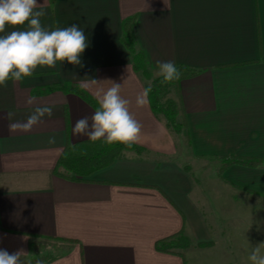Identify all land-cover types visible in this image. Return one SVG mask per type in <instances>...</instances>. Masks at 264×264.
<instances>
[{
	"label": "crops",
	"instance_id": "1",
	"mask_svg": "<svg viewBox=\"0 0 264 264\" xmlns=\"http://www.w3.org/2000/svg\"><path fill=\"white\" fill-rule=\"evenodd\" d=\"M37 2V10L45 12L42 26L77 24L89 46L80 65L38 67L32 77L0 87V249L23 250L22 264H229V255L234 264H249L251 248L264 243V0ZM133 16L138 48L153 77L158 61L198 71L182 81L173 99L179 121L189 126L190 146L151 104H135L151 80L134 70L121 42L123 22ZM12 30L22 29L6 27L0 35ZM112 82L121 84V95L142 125L135 144L144 151H123L88 177L59 176L67 146L90 141L73 135L75 122L90 119L95 109L57 88L72 84L96 100L97 90ZM43 106L53 108L50 117L30 131H9L11 122H24ZM186 148L194 158L221 164L209 176L207 212L199 180L177 158ZM232 154L260 158L263 166L223 171L218 158ZM185 229L222 259L205 263L157 250L159 241ZM219 236L229 242L225 249L216 244ZM47 251L52 258L35 257Z\"/></svg>",
	"mask_w": 264,
	"mask_h": 264
},
{
	"label": "clouds",
	"instance_id": "2",
	"mask_svg": "<svg viewBox=\"0 0 264 264\" xmlns=\"http://www.w3.org/2000/svg\"><path fill=\"white\" fill-rule=\"evenodd\" d=\"M37 0H0V34L6 27L13 29L6 35H0V87H7L9 81L22 82L34 75L38 67L54 68L57 62L67 61L74 66L81 64V55L88 45L85 31L77 24L68 27H57L49 30L42 26L41 17L45 12L38 8ZM26 25V27H25ZM157 75L162 77L161 83L179 81L182 72L171 61L157 62ZM97 81L92 79L91 83ZM87 88L86 83L81 84ZM152 83L140 92L135 99L138 108L150 104L149 94ZM97 107L94 114L80 118L74 124V136H86L90 141H102L107 145L119 143L132 148L138 142L142 125L130 111V101L121 95V84L112 82L107 90L99 89L95 93ZM33 103L30 98L27 101ZM53 114L51 106L37 107L24 122H11L9 131H30L40 123L42 118ZM13 112H8L11 121ZM50 143L55 138H50ZM264 243L251 248L248 255L249 264H264ZM23 250L9 253L0 249V264H22Z\"/></svg>",
	"mask_w": 264,
	"mask_h": 264
},
{
	"label": "trees",
	"instance_id": "3",
	"mask_svg": "<svg viewBox=\"0 0 264 264\" xmlns=\"http://www.w3.org/2000/svg\"><path fill=\"white\" fill-rule=\"evenodd\" d=\"M136 22L137 16L124 20L121 42L129 52L134 70L141 74L146 80H151L152 91L149 94V100L152 111L156 115L162 116L166 120L167 126L175 133L183 134L190 146L191 136L186 120L179 121L180 113L176 101L173 99L165 100V98L169 92V88L172 87L178 95V93H180V85L182 81L196 76L198 71L182 66L177 67L182 72L181 80L173 81L167 84L161 83L162 77H153L148 66L146 54L138 48L135 34ZM57 89L77 94L91 107H93V109H96L98 106L97 100H95L87 92L72 84H65ZM123 151H135L137 153H141L144 149L136 144H134L132 148H127L119 143L107 145L102 141H84L77 144H69L59 160L56 172L59 176L71 179L76 177H88L94 172L112 165L121 156ZM218 160L221 161L223 165V171L234 165L253 168L263 166V160L260 158H244L235 154L227 157H220ZM184 234L185 231L177 236L159 241L156 246L157 250L185 257L190 244ZM174 247H179L178 250L181 249L182 252H173Z\"/></svg>",
	"mask_w": 264,
	"mask_h": 264
},
{
	"label": "rangeland",
	"instance_id": "4",
	"mask_svg": "<svg viewBox=\"0 0 264 264\" xmlns=\"http://www.w3.org/2000/svg\"><path fill=\"white\" fill-rule=\"evenodd\" d=\"M176 92L174 90V88H169V92L166 95L165 100H170V99H176ZM184 154L183 155H179L178 161L181 162L185 167H187L186 169L190 172L193 173V175L196 177L195 179H197V181L199 180L200 183V189H201V201L202 198L204 201H202L200 204L203 208V210L205 212H207V207H208V203L206 201V188L208 186V180H209V176L215 174L217 172V170L221 167L220 162L218 161H214V160H210L207 158H194L193 156H191L189 150L186 148L184 150ZM223 166V165H222ZM221 174V171H220ZM213 180V179H212ZM202 190H204V192L202 193ZM205 196V199H204ZM185 237L187 238V241H189V247L188 250L185 254V258H198L199 260H202V262H209L212 261V258H217V261H220V256L223 257L222 255H220L218 250H209L211 244L210 243H198L196 244L193 239L191 238L190 234L187 232V230L185 229ZM218 242L216 243L217 246L220 249H225L227 247V244L229 243L227 239L225 238H221V236H219V238L217 239ZM177 248V249H176ZM179 247H174L173 252H182L181 249L178 250ZM185 251V250H184ZM53 253L52 251L50 252H44L41 254H35L36 258H39L43 261L48 260L49 258L53 257ZM229 260L230 263L229 264H234L235 262V258H232V256L229 255ZM204 260V261H203ZM214 261V260H213ZM227 261V259H226ZM223 264V263H221Z\"/></svg>",
	"mask_w": 264,
	"mask_h": 264
}]
</instances>
